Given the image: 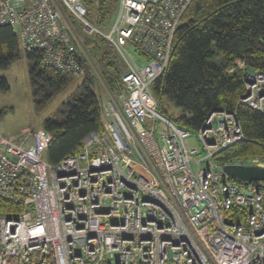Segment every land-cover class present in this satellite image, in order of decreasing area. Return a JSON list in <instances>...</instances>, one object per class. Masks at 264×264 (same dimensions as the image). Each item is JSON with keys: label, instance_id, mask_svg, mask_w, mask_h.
<instances>
[{"label": "built area", "instance_id": "1", "mask_svg": "<svg viewBox=\"0 0 264 264\" xmlns=\"http://www.w3.org/2000/svg\"><path fill=\"white\" fill-rule=\"evenodd\" d=\"M125 62L118 96L101 91L104 130L51 164L44 128L18 141L0 136V197L22 211L0 215V264H264V180H240L225 164L264 167V155L217 162L243 138L234 111H213L195 135L156 110L151 86L167 67L191 0H118L108 32L86 18L82 0H59ZM54 0H0V26L26 53L61 73H83L62 9ZM132 46V48H130ZM238 102L264 114V73L242 79Z\"/></svg>", "mask_w": 264, "mask_h": 264}, {"label": "trees", "instance_id": "2", "mask_svg": "<svg viewBox=\"0 0 264 264\" xmlns=\"http://www.w3.org/2000/svg\"><path fill=\"white\" fill-rule=\"evenodd\" d=\"M54 1L69 24L83 73L76 91L65 102L67 108L62 116L43 121L41 128L51 134L45 151V159L51 164L77 154L82 139L89 133L103 132L100 86L118 96L123 88L120 77L126 69L125 63L120 65L109 58L105 47L114 46L105 37L97 32H82V25L59 0ZM82 2L86 18L98 28L110 22L118 6V0ZM18 52L17 34L12 27L1 25L0 68H6ZM26 55L34 61L30 79L39 91L46 87L60 89L71 78L79 77L43 66L39 52ZM251 70L264 73V0H191L176 29L167 67L151 86L156 110L190 132H196L213 111H234L243 138L217 153L214 159L224 164L263 156L264 114L238 102L245 92L244 74ZM3 82L0 79L6 89ZM163 98L180 107L181 112L169 114ZM23 208L20 201L0 197V215L12 216Z\"/></svg>", "mask_w": 264, "mask_h": 264}, {"label": "rangeland", "instance_id": "3", "mask_svg": "<svg viewBox=\"0 0 264 264\" xmlns=\"http://www.w3.org/2000/svg\"><path fill=\"white\" fill-rule=\"evenodd\" d=\"M113 18L107 25L100 27L103 32L109 31L113 24ZM80 27L85 34H91L83 26ZM79 38L82 39L80 35ZM105 49L109 51V58L116 60L120 65L125 63L117 50L109 47H105ZM33 62L19 43L18 55L6 68H0V79H4L3 84L6 85L5 89L0 83V136L12 138L14 141L41 128L46 118L61 117L67 108L65 102L76 91L77 85L82 79V76L74 77L60 89L52 90L46 87L44 91H39L30 79V68ZM94 62L98 67L96 61ZM101 87L99 90L106 93V90ZM162 100L169 114L176 115L181 112V108L172 101H165L164 98ZM185 142L189 148H196L199 151L198 156H201L202 145L195 132H191ZM43 157L45 158V153Z\"/></svg>", "mask_w": 264, "mask_h": 264}, {"label": "water", "instance_id": "4", "mask_svg": "<svg viewBox=\"0 0 264 264\" xmlns=\"http://www.w3.org/2000/svg\"><path fill=\"white\" fill-rule=\"evenodd\" d=\"M223 172L240 180H264V167L258 165L225 164Z\"/></svg>", "mask_w": 264, "mask_h": 264}]
</instances>
